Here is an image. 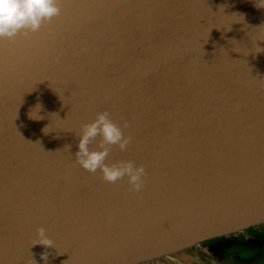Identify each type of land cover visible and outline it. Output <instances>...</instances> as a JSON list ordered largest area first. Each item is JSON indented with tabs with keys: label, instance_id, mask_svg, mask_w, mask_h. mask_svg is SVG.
Returning a JSON list of instances; mask_svg holds the SVG:
<instances>
[{
	"label": "water",
	"instance_id": "obj_1",
	"mask_svg": "<svg viewBox=\"0 0 264 264\" xmlns=\"http://www.w3.org/2000/svg\"><path fill=\"white\" fill-rule=\"evenodd\" d=\"M257 2L59 0L0 39V264H151L264 225ZM104 110L131 137L107 159L144 165L139 191L76 161Z\"/></svg>",
	"mask_w": 264,
	"mask_h": 264
},
{
	"label": "clouds",
	"instance_id": "obj_2",
	"mask_svg": "<svg viewBox=\"0 0 264 264\" xmlns=\"http://www.w3.org/2000/svg\"><path fill=\"white\" fill-rule=\"evenodd\" d=\"M257 7H264V0H258ZM59 0H0V39L14 37L21 31L24 34L39 30L42 23L59 15ZM124 126L113 120L107 110L96 113L95 118L81 125L78 134L76 161L90 172L100 171L104 180L115 182L127 177L133 190L139 191L143 187L144 165H137L132 160H116L109 162L108 155L112 145H118L126 150L131 140L124 133ZM100 137L98 147H90L96 137ZM39 243L53 245L51 237L46 234L43 226L37 230ZM47 261L48 251L40 253Z\"/></svg>",
	"mask_w": 264,
	"mask_h": 264
},
{
	"label": "flooded vegetation",
	"instance_id": "obj_3",
	"mask_svg": "<svg viewBox=\"0 0 264 264\" xmlns=\"http://www.w3.org/2000/svg\"><path fill=\"white\" fill-rule=\"evenodd\" d=\"M250 234L252 239H246V235ZM236 239L238 245H233L232 247L227 246V239ZM208 245H215L216 248L221 251L224 249V256L221 257V260H227L231 264H264V225L248 229L243 232H239L227 238H220L213 241H209L200 246L194 247H205ZM190 249V250H192ZM189 250V251H190ZM217 251V249H215ZM213 253V252H212ZM165 260H160L151 264H158Z\"/></svg>",
	"mask_w": 264,
	"mask_h": 264
},
{
	"label": "rangeland",
	"instance_id": "obj_4",
	"mask_svg": "<svg viewBox=\"0 0 264 264\" xmlns=\"http://www.w3.org/2000/svg\"><path fill=\"white\" fill-rule=\"evenodd\" d=\"M247 238L252 239L250 234L246 235ZM227 246L232 247L233 245H238V241L236 239H227ZM217 246L208 245L205 247H198L196 249H192L187 251L186 253L171 257L166 259L165 261L158 263V264H231L227 260H221V257L224 256V249L221 251L220 249L216 248ZM234 248V246H233ZM217 249V251L215 250ZM213 252V253H212Z\"/></svg>",
	"mask_w": 264,
	"mask_h": 264
}]
</instances>
